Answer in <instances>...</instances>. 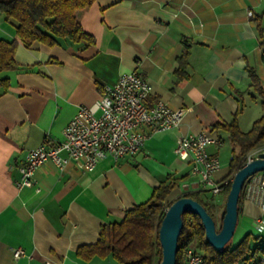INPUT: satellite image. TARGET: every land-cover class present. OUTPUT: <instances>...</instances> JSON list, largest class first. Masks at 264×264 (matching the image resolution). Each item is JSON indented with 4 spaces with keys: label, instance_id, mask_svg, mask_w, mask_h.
Wrapping results in <instances>:
<instances>
[{
    "label": "crops",
    "instance_id": "0c3cea01",
    "mask_svg": "<svg viewBox=\"0 0 264 264\" xmlns=\"http://www.w3.org/2000/svg\"><path fill=\"white\" fill-rule=\"evenodd\" d=\"M75 16L94 43L25 46L0 15V38L18 42L17 67L0 72L8 81L0 89V264H118L110 255L80 259L76 249L95 243L101 224L121 221L167 176L181 178L177 195L194 184L190 163L174 153L177 138L202 129L215 134L221 145L209 150L220 161L213 174L220 180L237 150L222 126L235 118L247 131L261 115L247 68L264 83V0H94ZM131 71L150 82L148 105L162 100L186 109L180 124L148 131L139 152L118 159L107 154L92 171L74 162L60 170L47 160L35 169L33 186L18 187L27 151L61 140L79 107L92 105L106 86ZM225 139L229 160L222 153ZM222 199L223 193L213 201ZM259 217L264 211L257 204L242 201L232 245L248 234L252 255L236 264H253L264 255ZM16 247L25 254L13 258Z\"/></svg>",
    "mask_w": 264,
    "mask_h": 264
},
{
    "label": "trees",
    "instance_id": "16d2710c",
    "mask_svg": "<svg viewBox=\"0 0 264 264\" xmlns=\"http://www.w3.org/2000/svg\"><path fill=\"white\" fill-rule=\"evenodd\" d=\"M93 1L0 0V15L13 25L15 34L25 46H30L36 41L53 46L59 44L61 40H67L79 47H85L94 43V37L83 30L75 13L77 10L89 7ZM17 43L14 38H0V72L17 67L14 60ZM260 45L264 49V37H261ZM182 66L183 61L177 69L178 77L183 75ZM247 70L250 87L255 93L252 97L260 99L262 113L247 131L239 129L235 118L229 124L222 126L237 147V150L232 152L229 171L225 178L232 179L233 174L244 164V156L249 150L264 145V83L252 67H248ZM7 87L8 81L0 78V89L6 90ZM180 179L167 176L154 187L151 196L145 202L127 209L121 221L101 224L97 241L78 246L76 256L89 260L93 257L110 255L118 264H156V257L161 260L158 229L166 209L176 198L188 196L197 200L214 219L215 204L213 200L205 199L202 190L170 198ZM230 185L231 181L223 191L225 196ZM242 197L241 191L239 206ZM193 244L202 254L205 264H236L252 255L248 234L235 245L230 241L222 250H215L205 238V230L198 215L185 212L183 228L178 237L176 264L183 263V250Z\"/></svg>",
    "mask_w": 264,
    "mask_h": 264
},
{
    "label": "built area",
    "instance_id": "2783aa9c",
    "mask_svg": "<svg viewBox=\"0 0 264 264\" xmlns=\"http://www.w3.org/2000/svg\"><path fill=\"white\" fill-rule=\"evenodd\" d=\"M151 90L148 79L136 71L120 75L116 82L104 88L101 97L92 105L78 108L65 125L61 140H45L27 151L25 161L18 167L20 177L16 185L33 186L35 169L47 160L60 170L74 162L85 171H92L107 154L118 159L139 152L150 131L164 132L177 127L186 109H173L162 100L148 105ZM211 145L220 146L221 141L208 129L177 138L174 153L190 163L189 174L194 182L184 185L181 194L200 190L221 194L232 180L213 178L220 161L209 150ZM261 152H264V145L249 150L244 156V164ZM39 190L36 186V191ZM242 195V201L253 202L264 211V170L254 173L245 182ZM256 223L259 228L264 227V218H257ZM24 254L21 247L12 251L13 258ZM183 261L184 264H205L202 254L194 246L183 250ZM253 264H264V255Z\"/></svg>",
    "mask_w": 264,
    "mask_h": 264
},
{
    "label": "water",
    "instance_id": "95a60500",
    "mask_svg": "<svg viewBox=\"0 0 264 264\" xmlns=\"http://www.w3.org/2000/svg\"><path fill=\"white\" fill-rule=\"evenodd\" d=\"M264 170V152L239 168L232 177L225 207L221 212V222L218 229L215 220L205 207L197 200L188 196H179L166 209L158 229V239L161 247L159 264H176L178 237L183 228V214L192 212L200 218L205 230L207 242L217 251L229 243L234 234L240 206L239 195L245 182L256 172Z\"/></svg>",
    "mask_w": 264,
    "mask_h": 264
},
{
    "label": "rangeland",
    "instance_id": "374dc122",
    "mask_svg": "<svg viewBox=\"0 0 264 264\" xmlns=\"http://www.w3.org/2000/svg\"><path fill=\"white\" fill-rule=\"evenodd\" d=\"M256 106V105H255ZM256 108H258L257 110H258V116L261 114V112H262V110H261V107L259 106V104L257 105V107ZM251 112V111H250ZM226 141H225V144L223 145V158H225L227 155V157L225 158V160H229V154H230V147H231V144H230V142H229V140H227V139H225ZM228 164V163H227ZM213 178H214V176H213ZM219 194H217V195H213V194H211L210 192H208V191H204L203 192V196L205 197V198H209L210 200H214L215 198H216V196H218ZM175 196H177V193L175 192V190H173L172 192H171V196H170V198H174ZM226 197L227 196H225L224 194H223V199L221 200V201H217L216 200V202H214V204H215V209H214V220H215V225H216V228L218 229V227H219V224H220V221H221V218H220V216H221V212H222V210L224 209V207H225V201H226ZM237 237H238V232L236 231V233H234L233 234V236H232V239H231V242H233V241H235L236 239H237ZM237 241V240H236ZM193 246H195L194 244H193ZM155 262H156V264H159V262H160V260H159V258L158 257H156L155 258Z\"/></svg>",
    "mask_w": 264,
    "mask_h": 264
}]
</instances>
